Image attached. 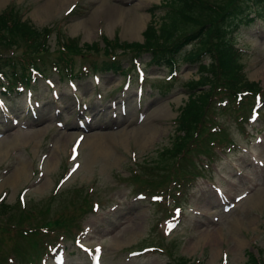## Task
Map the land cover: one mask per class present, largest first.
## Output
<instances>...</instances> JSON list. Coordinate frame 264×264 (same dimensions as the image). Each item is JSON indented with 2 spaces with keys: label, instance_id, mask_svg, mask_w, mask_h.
I'll return each instance as SVG.
<instances>
[{
  "label": "rangeland",
  "instance_id": "1",
  "mask_svg": "<svg viewBox=\"0 0 264 264\" xmlns=\"http://www.w3.org/2000/svg\"><path fill=\"white\" fill-rule=\"evenodd\" d=\"M49 1L52 0H1L0 11L11 5L18 8L23 18L35 27L53 26L49 36L50 45H53L57 30L69 39H76L83 49L84 45L97 43L98 52L87 53V59L78 55L73 57L76 68L83 66L82 63L104 59L105 55L99 49L102 37L117 39L118 43H141L146 24L151 19L158 22L164 10L155 8L153 13L148 11L153 5L158 7L162 0H130L127 4V0H82L84 4L79 9L65 15L72 0L63 3L54 0L55 5L48 7L38 17V9ZM107 10L115 13L107 18ZM255 10L251 8L245 22H233L230 36L234 46L240 50L239 61L243 65L245 78L257 82L264 90V11L259 17ZM135 16H141L139 28L132 34L126 33L127 25ZM49 49L52 51L54 47L49 46ZM120 51L121 48H115L110 54L115 56L121 67H126L129 54ZM53 54L56 53L51 52L47 58L52 59ZM147 59L146 53H140L137 58L144 70L141 81L135 78L133 68L127 70L131 80L124 90L121 86L127 76L121 73L98 72L95 74L98 82L92 80L93 74L79 81L73 80L76 93L81 97L78 100H81L78 114L71 89L53 71L46 72V78L52 83L50 88L53 89L46 88L49 83L45 80L37 85L40 101L35 110L36 118L24 112L22 96L15 100L13 116L9 120L0 118L2 202L13 205L18 192L23 189L25 205L34 200L36 205L33 208L41 211L39 216L33 211L36 218L41 219L28 222L29 226L41 221L51 224L52 221L47 218L71 216L69 230L79 236L81 243L101 246L100 264H176L179 259L187 264H221L224 263L223 254L226 255V264H245L247 251L257 256L259 253L264 259V109L254 124L240 128L230 120L232 116L227 119L229 112L223 110L216 117L227 125L226 129L237 148L235 146L229 152L219 153V159L185 187L180 199L182 209L179 222L170 231L167 230L171 224L165 222L171 214L169 204L172 201L168 192L157 191L156 194L162 195V200L153 205L148 191L140 190L144 194L143 199L136 197V192L132 191L133 180L129 175L136 171L134 164L141 162L140 169L144 171L147 165L155 167L158 151L169 143L171 123L177 108L185 101V90L181 83L187 78L196 77L195 65L181 62L176 75L167 80L168 71L147 64ZM85 67L87 65L81 70L84 71ZM139 85L143 94L137 105L134 91ZM168 85L170 87H164ZM123 96L131 113L112 117L109 102ZM5 104L11 105L8 101ZM85 107L87 118L82 121L88 125V130H80L76 121L81 118L78 115ZM137 113H141L142 118H138ZM12 118L17 120V124L11 122ZM91 134L97 136L102 148L90 150L84 143ZM69 147L77 152L79 165L68 180L54 189L57 178L69 165L66 159ZM248 155L254 159L252 165H247ZM17 168L24 171L13 180ZM153 173L158 180V175L155 171ZM163 174H168V169ZM211 183L234 203L227 212L222 211L216 194L209 187ZM240 193H245V196L234 202L233 197ZM84 198L88 205L89 202H97L95 212L83 203ZM19 207L25 208L21 204ZM62 222L60 220L58 224ZM7 227L12 233L15 231L10 224L2 225V228ZM48 227L58 228L52 225ZM26 232L27 241H14L17 249H9L18 263H21L20 250L29 252L31 246L30 235ZM58 232L54 230L48 236L38 233L37 241L43 237L54 238ZM57 241L54 247H59L64 255L62 264H87L86 257L71 239L65 237ZM10 245L9 239H3L0 245L3 255ZM149 245L156 249L128 257L130 250Z\"/></svg>",
  "mask_w": 264,
  "mask_h": 264
},
{
  "label": "trees",
  "instance_id": "2",
  "mask_svg": "<svg viewBox=\"0 0 264 264\" xmlns=\"http://www.w3.org/2000/svg\"><path fill=\"white\" fill-rule=\"evenodd\" d=\"M240 0H163L162 4L167 8L158 18V22L151 19L142 31V42H121L114 39L112 43L103 41L102 54L107 55L108 51L121 48L122 51L133 54L148 52L152 63L166 66L174 65L180 59L196 60L204 55L205 50H212L208 64H199L197 77L185 82L189 91L185 102L177 108V115L173 133L169 139L168 146L156 155L162 168L169 165L175 170L172 164L175 160H189L191 152L202 151L209 153L214 142L227 140L223 127H215L210 132L208 129L214 125L210 114L217 112L215 99L221 93V87L229 93L233 92H254L259 89L257 82L248 81L242 73L240 57L233 49L230 39L226 35L225 21L232 15L239 13ZM239 16V15H238ZM198 27V28H197ZM49 29L47 27L37 28L28 19L21 16L11 8L0 12V85L4 80L8 83V90H13L16 82L25 83L28 81L27 65L42 63L40 70L45 69L44 55L49 54ZM198 36H197V35ZM198 38V42L188 52L180 50V45L190 43ZM103 40V38H102ZM97 43L78 46L76 39H69L62 33L55 36V59L52 61L57 72H62L65 63H71L76 55L82 56L88 52H98ZM11 54L7 51L11 50ZM177 49V50H176ZM236 54V55H235ZM62 65V66H61ZM93 69L118 68L116 61L105 60L101 67L92 63ZM199 86H209L208 90H202ZM217 87V89H215ZM220 87V88H219ZM214 89V91H213ZM213 91V92H212ZM241 106L238 109H244ZM208 122V123H205ZM208 127V128H207ZM208 156V155H207ZM141 174L136 178L135 184L144 185V188L153 189L155 186L153 170ZM185 174L179 180H183ZM165 179L161 180L163 182ZM168 180V179H167ZM154 183V184H153ZM178 186L179 183H177ZM13 209V206L1 203L0 211L5 212ZM16 210V208H14ZM18 210V208H17ZM72 221L71 216L63 220V228H66ZM19 222V221H18ZM59 221L54 220L55 225ZM60 226V225H59ZM176 264H187L185 260L179 259ZM245 264H256L251 254L247 253Z\"/></svg>",
  "mask_w": 264,
  "mask_h": 264
},
{
  "label": "bare ground",
  "instance_id": "3",
  "mask_svg": "<svg viewBox=\"0 0 264 264\" xmlns=\"http://www.w3.org/2000/svg\"><path fill=\"white\" fill-rule=\"evenodd\" d=\"M60 1H62V3L64 2V1H66V0H60ZM0 2H1V0H0ZM53 5H55L54 4V0H52V1H49V2H47L46 4H44L43 6H41L39 9H38V11L39 12H37V14L39 15L38 17H41V14L42 13H44L45 11H46V9L48 8V7H50V6H53ZM102 6V5H101ZM100 9V8H99ZM101 9H102V7H101ZM117 11V10H116ZM96 12H97V10H96ZM105 12H107V14H106V17L108 18V17H111L114 13H115V11H112V10H107V11H105ZM108 14L110 15V16H108ZM45 17V16H44ZM140 19H141V16H135L134 17V19H133V21L131 22V23H129L128 25H127V28H126V33H130V34H132V32L140 25ZM142 24V23H141ZM139 28V27H138ZM137 28V29H138ZM136 35V34H135ZM88 126V125H87ZM95 128V127H94ZM92 131V130H91ZM34 133H36V132H34ZM107 136V135H106ZM16 139V138H15ZM14 139V140H15ZM84 143H86L88 146H89V148H90V150L91 149H93V148H102L100 145H99V143L97 142V136H95L94 134H91L90 136H89V138L84 142ZM23 172L24 170L23 169H20V168H17L16 169V171L14 172V176L12 177V179L14 180L15 179V176L16 175H19L20 174V172Z\"/></svg>",
  "mask_w": 264,
  "mask_h": 264
}]
</instances>
